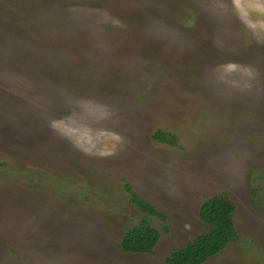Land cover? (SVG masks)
Listing matches in <instances>:
<instances>
[{
    "label": "rangeland",
    "instance_id": "obj_1",
    "mask_svg": "<svg viewBox=\"0 0 264 264\" xmlns=\"http://www.w3.org/2000/svg\"><path fill=\"white\" fill-rule=\"evenodd\" d=\"M219 194L204 264H264V0H0V264H165Z\"/></svg>",
    "mask_w": 264,
    "mask_h": 264
},
{
    "label": "trees",
    "instance_id": "obj_2",
    "mask_svg": "<svg viewBox=\"0 0 264 264\" xmlns=\"http://www.w3.org/2000/svg\"><path fill=\"white\" fill-rule=\"evenodd\" d=\"M163 144L175 145V137L158 131L152 137ZM131 203L143 214L165 220L152 204L144 201L127 183L124 185ZM234 206L225 194L206 199L199 208V218L209 227V232L197 237L181 249L174 250L165 260V264H203L218 255L230 243L236 240L237 233L232 220ZM160 238L159 232L150 226L146 219L125 231L118 248L125 254H150Z\"/></svg>",
    "mask_w": 264,
    "mask_h": 264
},
{
    "label": "flooded vegetation",
    "instance_id": "obj_3",
    "mask_svg": "<svg viewBox=\"0 0 264 264\" xmlns=\"http://www.w3.org/2000/svg\"><path fill=\"white\" fill-rule=\"evenodd\" d=\"M226 248H227V247H226ZM226 248H225V249H226ZM225 249H224V250H225ZM224 250H223V251H224ZM223 251H221V252H223ZM221 252H220V253H221ZM220 253H219V254H220ZM219 254H218V255H219ZM216 256H217V255H216ZM214 257H215V256H214ZM212 258H213V257H212ZM206 261H207V260H206ZM204 263H205V262H204ZM204 263H203V264H204Z\"/></svg>",
    "mask_w": 264,
    "mask_h": 264
}]
</instances>
